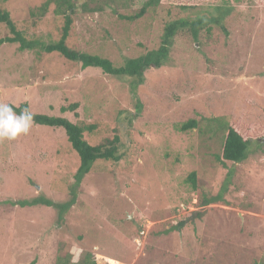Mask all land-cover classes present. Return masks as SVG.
<instances>
[{
  "label": "rangeland",
  "instance_id": "1",
  "mask_svg": "<svg viewBox=\"0 0 264 264\" xmlns=\"http://www.w3.org/2000/svg\"><path fill=\"white\" fill-rule=\"evenodd\" d=\"M148 1L70 0L68 9L58 0H0L17 31L40 43L59 40L67 11L66 45L116 68L157 50L170 22L212 20L196 40L177 33L134 94L131 80L58 53L0 45V102L95 126L84 139L97 145L115 135L121 156L96 161L76 184L79 159L62 129L32 124L0 139V264H71L83 253L96 264H264V3L229 0L220 15L173 4L198 0H168L125 19ZM72 104L74 112H60ZM189 120L195 129L175 130ZM228 123L254 126L239 163L216 158ZM73 192L61 221L53 207L20 206L37 197L64 203Z\"/></svg>",
  "mask_w": 264,
  "mask_h": 264
},
{
  "label": "trees",
  "instance_id": "2",
  "mask_svg": "<svg viewBox=\"0 0 264 264\" xmlns=\"http://www.w3.org/2000/svg\"><path fill=\"white\" fill-rule=\"evenodd\" d=\"M264 3V0H260ZM60 7L67 5L68 9L72 8L70 0H58ZM161 3H168V0H149L142 9L133 16H128L125 19L131 21L140 18L145 10L149 7L157 6ZM181 11H186L191 8H195L196 5H207L214 9V12L220 14L222 10L228 8L229 0H198V3H174ZM47 3L43 6L41 12H45L47 9ZM65 17V23L61 30L59 40L50 43H40L39 41L26 40L23 35L17 31L14 23L9 17L8 12L0 8V24L4 25L10 34V37H3L0 39V45L2 44H18V50L23 51H36L44 54L58 53L65 60L80 64L81 69L86 68H98L104 74L112 76L120 80H131L130 92L134 94L135 89L143 83V73L149 66L161 67L163 61L166 60L169 49L172 44L174 36L187 30L191 36L196 40L198 32L206 28L208 24L212 23V20L206 21L204 18H198L196 20H176L166 24L163 28L161 36V44L157 50L146 53L143 56L126 59L124 65L120 68H116L109 60L103 59L98 56L80 53L70 49L66 45V40L71 28V19L66 12L62 13ZM221 15V14H220ZM218 18V17H217ZM219 22L218 19L215 20ZM122 78V79H121ZM13 106V105H12ZM14 111L19 114L23 108H28L26 104L18 107L13 106ZM78 108L77 104H72L67 108H61L60 112L65 113L67 111L74 112ZM137 109H140V105H137ZM29 110V109H28ZM38 126H45L48 128H59L64 131L67 142L70 144L72 150L76 153L79 159V166L73 176L76 184H79L82 179L90 172L91 167L96 161H110L118 162L121 156L118 154L119 138L113 136V138H107L102 140L97 145H90L84 139V133L92 132L95 126L92 125H80L72 123L66 118L57 116H47L43 114H34L33 123ZM197 127V122L189 120L185 123L179 124L175 127L177 132H187ZM254 126H247V129L241 131L238 123H228L226 125V132L223 136V141L220 149V155L216 158L219 162L225 163H239L246 159L247 150L252 139V131ZM188 184L193 189L196 188V174L194 172L189 173L187 177ZM73 197L64 203H52L50 200L42 197H37L31 201H23L20 203L21 207L24 206H36L43 205L46 207H53L57 211V219L61 221L63 215L69 208L74 205L76 201L75 193ZM214 201V199H213ZM206 205V204H205ZM181 227V224H179ZM56 264H70V259L57 258ZM71 264H96L91 254L83 253L79 262Z\"/></svg>",
  "mask_w": 264,
  "mask_h": 264
},
{
  "label": "clouds",
  "instance_id": "3",
  "mask_svg": "<svg viewBox=\"0 0 264 264\" xmlns=\"http://www.w3.org/2000/svg\"><path fill=\"white\" fill-rule=\"evenodd\" d=\"M33 115L28 108H23L17 114L12 105L0 102V139L14 140L21 134H27L33 123Z\"/></svg>",
  "mask_w": 264,
  "mask_h": 264
}]
</instances>
